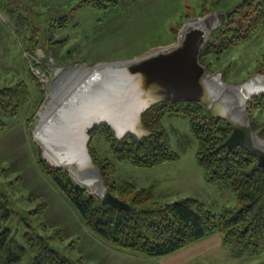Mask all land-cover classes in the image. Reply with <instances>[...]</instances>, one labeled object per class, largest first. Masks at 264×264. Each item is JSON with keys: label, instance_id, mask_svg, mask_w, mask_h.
Instances as JSON below:
<instances>
[{"label": "rangeland", "instance_id": "1", "mask_svg": "<svg viewBox=\"0 0 264 264\" xmlns=\"http://www.w3.org/2000/svg\"><path fill=\"white\" fill-rule=\"evenodd\" d=\"M125 1L130 3L124 4ZM243 1L100 0L97 6L87 0H0V88L23 82L32 95L16 115L3 118L6 125L0 133V191L12 209L3 226L27 247L22 264H32L36 254L26 239L28 232L46 237L52 248L66 256H81L85 264H264V252L241 251L226 243L220 231L165 256L146 255L112 245L86 225L78 208L41 168L40 158L54 166L46 156V145L36 133L42 107L57 81L70 68L125 63L129 66L137 61L134 59L178 46L189 27L213 14L234 11ZM241 9L231 22V26L242 29L240 39L217 52L219 56L212 52L203 57V62L201 53L199 56L208 73L219 76L225 86L223 94L228 97L232 90L227 87H238L264 75V23L250 31L251 14ZM23 27L28 31L17 30ZM38 32L41 34L39 45L33 51L28 50V37L36 38ZM211 33L209 38L214 40ZM263 87L264 84L254 89ZM238 114L250 126L252 121L256 122L257 131L264 128V112L253 111L249 117L248 101ZM103 123L106 122L95 123L93 131L89 130L88 148L94 161L96 158L104 163L105 158L112 161V167L106 168L107 179L101 166L96 164L105 186L112 185L125 201L132 195L124 189L121 191L128 182L151 189L153 201L158 203L192 197L205 202L214 213L225 205L236 206L237 196L232 190L221 189L219 184L205 179L197 161L198 144L187 117H163L171 147L180 157L151 167L115 160L99 126ZM80 153L78 149L77 154ZM55 167L65 169L62 164ZM66 171L75 183L101 199L91 186L78 182Z\"/></svg>", "mask_w": 264, "mask_h": 264}, {"label": "trees", "instance_id": "2", "mask_svg": "<svg viewBox=\"0 0 264 264\" xmlns=\"http://www.w3.org/2000/svg\"><path fill=\"white\" fill-rule=\"evenodd\" d=\"M87 1L93 5L97 3V6L101 3L100 0ZM128 3L130 1L124 2ZM240 7L245 9L247 15L251 14L250 31L264 23V0H244L225 22L214 28L211 36L213 34L215 39L209 38L203 47L201 62L204 56L212 52L218 55L228 49L236 39H240L238 36H241L242 29L231 26L233 15L242 11ZM4 8L11 11L8 5ZM20 17V13H17V18ZM32 28L33 33L34 27ZM27 29L17 28L20 32L28 31ZM40 37V32L36 38L29 36L26 41L27 49L33 51L39 45ZM31 97L29 87L23 82L0 88V133L6 125L3 118L16 115L19 108L30 101ZM253 111L264 112V92L249 99V117L253 116ZM165 115L189 119L191 133L198 144L197 161L204 171L205 179L232 190L237 196L236 206H226L220 212L214 213L205 202L192 197L158 203L153 201L151 189L125 182L120 188L121 191L124 189L125 192L132 193L127 199L130 208L118 209L103 205L101 199L75 183L62 167H52L40 158L41 168L78 208L86 225L119 248L151 256H164L214 231H220L226 243L235 245L241 251L264 252V170L258 165L254 153L241 146L229 148L226 145L225 141L232 131L227 120L210 116L206 106L200 102L181 100L159 103L143 114V121L153 131L150 137L138 139L133 134H127L123 139H118L107 122L99 126L115 160L151 167L166 161H175L180 157L172 149L163 126L162 119ZM255 123H251L253 130L264 138V128L257 131L258 125ZM104 160L105 163L96 158L95 162L101 166V172L107 179L106 168L112 167V161L106 158ZM109 186L111 192L122 199V193L115 191L112 185ZM9 204L0 191V264H22L27 247L17 241L10 229L3 226L12 213ZM26 239L36 251L32 264H85L81 256L69 257L52 248L46 237L28 232Z\"/></svg>", "mask_w": 264, "mask_h": 264}, {"label": "water", "instance_id": "3", "mask_svg": "<svg viewBox=\"0 0 264 264\" xmlns=\"http://www.w3.org/2000/svg\"><path fill=\"white\" fill-rule=\"evenodd\" d=\"M217 14L219 15V20L216 27L222 24L227 17H230L233 11L219 12ZM210 33H206L199 39L191 31L187 30L178 46L167 51H160L157 54L144 55L134 59L137 61L129 65L127 69L121 70V88L118 89L116 96L113 98L109 97L105 101L108 104L112 103V108L117 111L113 118L118 124H113L107 118L92 120L87 125L86 138L83 144L87 162H90L93 166L103 185V190L100 194L103 205H111L118 209L130 208V204L127 201L113 194L110 188L103 183L100 168L93 160L88 148L89 130L95 123L107 122L118 139H123L127 134H133L138 139L150 137L153 131L143 121V114L151 107L163 102L184 100L202 103L206 106L207 113L210 116L223 118L232 126V131L225 141L226 145L229 148L241 146L254 153L257 156L258 165L264 170V146L258 145L260 138L257 133L245 121V118H243L242 122L229 120L222 112V101H213V93L205 84L204 77L208 71L199 62V56L209 39ZM261 92H264V87L256 91H247V96L250 99ZM111 105H108V107ZM230 105H232L231 107L235 106L234 103ZM65 169L67 170V168Z\"/></svg>", "mask_w": 264, "mask_h": 264}, {"label": "bare ground", "instance_id": "4", "mask_svg": "<svg viewBox=\"0 0 264 264\" xmlns=\"http://www.w3.org/2000/svg\"><path fill=\"white\" fill-rule=\"evenodd\" d=\"M218 20L219 15L213 14L198 25L189 27L188 30L201 39L215 28ZM127 67L128 64L125 63L98 68L86 66L70 68L51 91L48 102L42 107L39 124L36 127V133L47 148L46 156L49 159L46 158L52 165L62 164L77 181L91 186L98 194L102 193L103 185L93 166L87 162L83 149L86 129L94 119L107 118L113 124L116 123L113 115L117 111L112 108V103L108 104L105 101L109 97L116 96L122 85L121 70ZM217 77L210 73L205 74L204 77L205 84L213 93V101H222V112L229 120L242 122L244 119L238 112L249 101L247 91L259 90L254 88L264 84V75L254 78L250 83L247 82L249 84L227 87L232 90L229 97L223 94L225 86L219 76ZM232 103L235 106L231 107ZM107 104L111 106L108 107ZM258 145L263 147L264 141L258 140ZM78 149L80 154H77Z\"/></svg>", "mask_w": 264, "mask_h": 264}, {"label": "crops", "instance_id": "5", "mask_svg": "<svg viewBox=\"0 0 264 264\" xmlns=\"http://www.w3.org/2000/svg\"><path fill=\"white\" fill-rule=\"evenodd\" d=\"M219 188H221V189H224L223 187H219ZM225 206H227V205H225ZM207 237V236H206ZM205 238V237H204ZM204 238H202V239H204ZM201 240V239H200ZM190 245V244H189ZM177 252V251H176ZM173 253H175V252H173ZM172 254V253H171ZM167 255H169V254H167ZM165 256V255H164Z\"/></svg>", "mask_w": 264, "mask_h": 264}]
</instances>
